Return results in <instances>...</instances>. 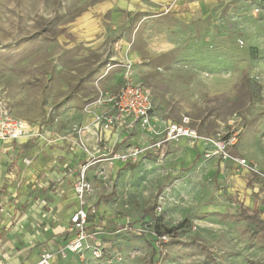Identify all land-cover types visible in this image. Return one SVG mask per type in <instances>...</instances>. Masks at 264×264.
Instances as JSON below:
<instances>
[{
	"label": "rangeland",
	"instance_id": "1",
	"mask_svg": "<svg viewBox=\"0 0 264 264\" xmlns=\"http://www.w3.org/2000/svg\"><path fill=\"white\" fill-rule=\"evenodd\" d=\"M166 6L0 0V96L34 126L71 127L76 146L73 127L93 123L130 79L153 93L161 128L188 116L202 136L237 133L236 154L264 171V0H230L193 25ZM215 161L182 143L165 159L117 166L116 181L113 168L96 164L90 202L110 254L80 264H264V231L238 216L258 207L264 218V186L254 191L258 205L245 206L239 182ZM15 168L0 147V201Z\"/></svg>",
	"mask_w": 264,
	"mask_h": 264
},
{
	"label": "crops",
	"instance_id": "2",
	"mask_svg": "<svg viewBox=\"0 0 264 264\" xmlns=\"http://www.w3.org/2000/svg\"><path fill=\"white\" fill-rule=\"evenodd\" d=\"M162 1L167 3L166 8L170 10V16L176 22L181 25H193L202 18L211 17L218 5L225 4L230 0ZM91 123V117H87L84 125L88 124L91 125V129L93 128L87 135L89 141L93 142V136L100 129L93 127ZM38 127L40 126H36V128ZM43 127L49 131V134L42 138L22 139L14 142L0 141L1 151L8 155L11 164L20 166L22 170L18 171L15 168L10 173L8 193L7 191L4 193L5 195L9 194V197H7L8 199H1L2 202L0 201V205H4L5 208V213H0V264H37L44 251L56 254L59 249L75 237V234L70 230L71 218L79 209V200L74 190V184L78 176L79 166L86 156L74 146L71 142L72 138H70L71 140L63 139L70 134L71 127L62 132L54 131L49 126L44 125ZM101 135L104 144L115 148L116 151H125L130 145H140L149 140L148 136L140 130L135 133L123 130L107 133L101 131ZM53 137L56 142L50 143L49 141ZM182 143L193 149L196 156H203V144L192 145L190 141L183 139L170 145L166 157L174 147ZM91 146L94 147L95 145ZM149 156L158 158L153 153ZM144 158L146 157L142 159ZM26 160L31 163L27 164ZM217 161L222 162L221 170H231V177L227 181L239 182V190L244 192L246 196L245 206L250 207L251 204H255V201L258 205L257 194H254V191L258 192L263 186L257 183L255 177H252L251 188L247 183L249 173L245 170L237 171L230 162H223L219 159ZM98 164L106 165L107 163L98 161ZM124 165L127 164L115 162L113 170L109 168L112 170L109 172L111 180L116 181L117 179L115 168ZM93 169L89 171L88 176L93 186L96 187L98 179ZM263 194L264 192L262 194L260 192V195ZM89 204L93 206L91 202ZM241 210L248 212L247 209L241 208ZM257 210L258 207L254 213H257ZM257 214L260 217L259 213ZM261 219L264 220V218ZM102 225L99 215L90 216L88 230L97 232V236L93 240H88V245L101 247L104 251V259H106L110 252L102 244L101 235L108 231ZM89 258L93 259L92 250L85 251L84 260ZM84 260L78 255L68 253L66 259L56 255L54 264H80Z\"/></svg>",
	"mask_w": 264,
	"mask_h": 264
},
{
	"label": "built area",
	"instance_id": "3",
	"mask_svg": "<svg viewBox=\"0 0 264 264\" xmlns=\"http://www.w3.org/2000/svg\"><path fill=\"white\" fill-rule=\"evenodd\" d=\"M259 11L256 9V12ZM103 103L105 110L93 117L92 126L100 129L93 136V142H90L87 137L93 129H91V125L83 127L75 125L72 129V132L79 137V140L75 142L76 146L86 156L79 166L74 184V190L79 200V209L71 218L70 230L75 234V237L56 254L44 251L37 264H54L56 255L66 259L68 253L78 255L84 260L86 250H92V255L96 260L105 258L101 247L88 245V240H93L97 236V232L88 230L90 216L96 214L93 206L89 204L90 197L94 193V186L88 173L98 161L106 162L107 167L112 169L115 162L135 164L152 153L159 159H164L172 143L187 139L192 145L199 142L204 144L202 155L205 159L216 157L223 162H230L237 171L245 170L255 177L259 185L264 186V171L258 169L246 158L236 154L237 133L226 137L221 132H217L213 136H202L198 127L193 125L188 116H184L179 122L170 121L164 128H161L155 117L153 93L148 87L128 79L116 94L107 96ZM47 114L49 117L51 111H47ZM43 126L36 128L28 121L13 116L5 97L0 96V141L14 142L22 139L42 138L49 134V131ZM115 130L129 133L140 130L148 136L149 140L140 145H130L125 151H116L115 148L104 144L101 135V131L107 133ZM63 139H68V137ZM49 142L55 143L56 139L53 137ZM26 163L30 164L31 162L26 160ZM100 179L103 185L108 187L109 178L100 177ZM0 213H5L4 206L0 207Z\"/></svg>",
	"mask_w": 264,
	"mask_h": 264
},
{
	"label": "trees",
	"instance_id": "4",
	"mask_svg": "<svg viewBox=\"0 0 264 264\" xmlns=\"http://www.w3.org/2000/svg\"><path fill=\"white\" fill-rule=\"evenodd\" d=\"M238 216L239 218L253 221L258 228L264 231V220H262L257 213L250 214L246 210H241Z\"/></svg>",
	"mask_w": 264,
	"mask_h": 264
}]
</instances>
